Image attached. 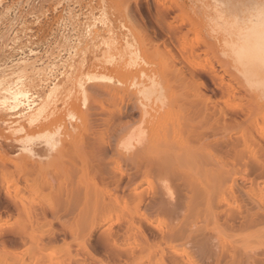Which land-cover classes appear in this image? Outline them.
Returning <instances> with one entry per match:
<instances>
[{
  "label": "rangeland",
  "instance_id": "rangeland-1",
  "mask_svg": "<svg viewBox=\"0 0 264 264\" xmlns=\"http://www.w3.org/2000/svg\"><path fill=\"white\" fill-rule=\"evenodd\" d=\"M94 1L0 0V80L25 95L0 107V264H132L129 246L141 264H264V92L236 62L264 32V0H195L176 36L155 0ZM71 134H110L113 160L65 148Z\"/></svg>",
  "mask_w": 264,
  "mask_h": 264
},
{
  "label": "bare ground",
  "instance_id": "bare-ground-1",
  "mask_svg": "<svg viewBox=\"0 0 264 264\" xmlns=\"http://www.w3.org/2000/svg\"><path fill=\"white\" fill-rule=\"evenodd\" d=\"M92 1L93 2H95L94 0H86V2H87V4L88 5H90L91 3H92ZM108 1H110V0H108ZM194 1L195 0H185L184 2H183V7L177 2V0H169V2L168 3H170L169 5L170 6H166V4H164L165 2H163V3H160L158 0H155V1H153L154 3H155V6L157 7L156 9H157V13H158V15H159V17L161 18V20H163V21H160V19L158 20L159 21V23L157 22V24H158V26L157 27H159L160 29L159 30H161V32L163 33L164 32V34L166 35H169V36H176V34L178 35V32H180V29H181V27L183 26V23H178V21H177V24L175 23V21L180 17L182 20L183 19H185L186 21H187V23L190 25V26H192V21H193V18H192V13H193V4H194ZM99 2H100V0H97V5L98 6H101V4H99ZM60 3V2H59ZM85 4V3H84ZM115 4V3H114ZM113 4V5H114ZM251 3H249L248 5H250ZM264 4V3H263ZM59 5V4H58ZM168 5V4H167ZM110 6H112V5H110ZM115 6V5H114ZM117 6V5H116ZM115 6V7H116ZM88 7V6H87ZM105 7V6H104ZM110 8V7H109ZM112 8V7H111ZM123 7H121L120 6V8L118 7V9H120V11L121 10H124V9H122ZM88 9H89V7H88ZM102 9V8H101ZM242 8H241V5H238V6H233L232 7V10L233 11H240ZM95 10V9H94ZM175 10H178V11H180V12H182V14L180 13V14H178L177 16L176 15H174L175 17H173L172 19H171V22L170 21H168V20H166L168 17L167 16H171V14L173 13V11H175ZM91 11V10H90ZM102 11V10H101ZM100 11V12H101ZM108 11V10H107ZM115 11V10H114ZM118 10H116V12H117ZM125 11V10H124ZM123 11H121L120 13H122ZM92 14H91V18L94 16L93 15V12H91ZM110 13V12H109ZM112 13V12H111ZM87 14V13H86ZM116 14V13H115ZM105 14H104V12H102L100 15H99V17L101 18V19H103ZM119 15V14H118ZM121 15V14H120ZM124 15V14H123ZM102 16V17H101ZM98 19L97 21H99V20H101V19ZM164 18H166L165 20H164ZM179 18V19H180ZM97 19V18H96ZM96 19H94V20H96ZM105 21H106V19H104ZM104 20H102V21H104ZM111 21V20H110ZM109 21V22H110ZM181 21V20H180ZM100 22V21H99ZM106 23V22H105ZM111 23V22H110ZM116 23V22H115ZM112 24H113V22H112ZM106 26L104 27L103 25L101 26L100 25V23L99 24H97V26L94 28V30L92 31V36L93 37H97V38H100L98 41H96V46H94L95 47V49H96V51L98 52H100L101 54H103L105 51H108V50H110L111 48H110V46H112L111 44H110V46H108L109 44L108 43H111V41L110 42H108L107 43V39L108 38H110L112 35H114V32L116 31L115 29H114V27H112V25L110 26V24H105ZM114 26H115V24H113ZM117 25V24H116ZM120 27V26H119ZM122 27V26H121ZM120 29V28H119ZM123 29V28H122ZM121 30V29H120ZM124 30V29H123ZM89 31V30H88ZM125 31V30H124ZM90 33H88L89 35H91V30L89 31ZM117 32V31H116ZM115 32V33H116ZM158 33V32H157ZM160 35V34H159ZM259 35V34H258ZM168 36V37H169ZM112 39V38H111ZM149 40V39H148ZM257 40V41H256ZM109 41V40H108ZM115 42H116V40H114ZM119 41V40H118ZM97 42H98V44H97ZM114 43V42H113ZM120 43V42H119ZM119 43H115V45H117V46H119ZM245 43H248V41H246ZM126 44H127V42H126ZM153 44V43H152ZM165 44V43H164ZM186 44V43H185ZM254 45H253V47H254V51H252L251 53H248L247 54V56H243V57H238L237 59V64H239V65H241V69H245V70H249V71H251V72H257V73H259L260 74V79H263V80H260L259 79V81H260V85H258L259 87L258 88H260L263 92H264V32L262 33V34H260L258 37H257V39H256V35H255V37H254V43H253ZM115 45H114V47H115ZM182 45V44H181ZM116 46V47H117ZM120 47V46H119ZM125 47V46H124ZM187 47V46H186ZM191 47H193V46H191ZM190 47V48H191ZM122 48V47H121ZM188 48V47H187ZM195 47H193V49H194ZM116 48H114V50H115ZM186 49V48H185ZM192 49V51H194ZM118 50V49H117ZM187 50V49H186ZM181 56V55H180ZM196 56L198 57V55L196 54ZM183 58V57H182ZM184 60V59H183ZM185 60H187V59H185ZM245 62V63H244ZM204 68H205V66H204ZM212 68V67H211ZM238 69V68H237ZM239 69H240V67H239ZM208 70H209V68H208ZM210 72L212 71L211 69L209 70ZM208 71V72H209ZM192 73H194V72H192ZM210 74H212V72L210 73ZM193 75V74H192ZM208 75H209V73H208ZM210 76V75H209ZM209 78V77H208ZM190 80V79H189ZM190 82V81H189ZM259 84V83H258ZM5 85H8V87H4ZM198 85V84H197ZM201 86L203 85L202 83L200 84ZM16 87V83L14 84V83H12V84H10L9 83V81L8 80H6V79H2V80H0V107H2V106H5V105H7L6 107H8L9 109L11 108V109H14V108H19L18 107V104H19V102H20V98H23L25 95L22 93V92H20V93H16L15 92V90H14V88ZM199 87V86H198ZM204 87V86H203ZM198 89H200V88H198ZM206 95V94H205ZM202 96V95H201ZM200 96V97H201ZM207 96V95H206ZM206 96H203V98L201 99V101L198 103V104H194V105H192L193 107L195 106V110L196 111H198V110H200V115H201V117L203 118V121H202V119H201V121H200V123H204V125H206L205 123H207L208 122V120L211 118V117H209L211 114L209 113V110H208V107H207V103H208V97H206ZM191 104V103H190ZM25 105V104H24ZM186 106V105H185ZM184 106V107H185ZM5 107V108H6ZM137 107V106H136ZM143 107V106H142ZM142 107H141V109H142ZM181 107V106H180ZM184 107H182V108H184ZM126 108H128V107H126ZM187 109V108H186ZM124 110V109H123ZM139 110V109H138ZM128 111V110H127ZM210 114V115H209ZM199 115V116H200ZM27 116V115H26ZM217 116H219V115H217ZM188 117V119L190 120V118H189V116H187ZM201 117H199V118H201ZM26 118V117H25ZM30 118V117H29ZM197 118V117H196ZM198 118V119H199ZM217 118V117H216ZM27 119V118H26ZM25 119V120H26ZM192 119V118H191ZM33 119H31L30 120V122L32 121ZM215 120V119H214ZM217 120V119H216ZM28 121V120H27ZM188 121V120H187ZM199 123V124H200ZM29 124V123H28ZM206 126H208V123H207V125ZM202 128H203V125H202ZM207 128V127H206ZM263 129V128H262ZM206 131V130H205ZM203 132H204V130H203ZM203 135V134H202ZM70 139H71V137H72V139L70 140L69 138H68V142H66V143H64L65 145H63L65 148H69V149H71V150H76V151H78V153L80 152H82L81 153V155L82 154H86L87 152H90V151H93V150H97V152L101 155V156H104V157H106L105 158V162L108 164L109 162H111L113 159H112V155H111V153H112V150H113V148H112V145H111V142H110V138H111V135L110 134H108V136H107V138L105 139V140H103V139H101V137H99V135L97 136V137H99V142H98V144L96 145V144H94V143H88V144H86V145H84V143L80 140V141H78V142H76L77 140H75V141H73L74 140V138L75 137H73L72 136V134H71V137H70V135L68 136ZM202 138V137H201ZM76 139V138H75ZM207 139V138H206ZM202 140H203V138H202ZM43 146V145H42ZM73 147V148H72ZM29 149H31V148H29ZM163 149H165V148H162L161 150L162 151H166V150H163ZM159 151V152H162V151ZM169 150H167L166 151V153L164 154V152L163 153H160V154H163L164 156L165 155H167V152H168ZM78 153H76V154H78ZM79 153V154H80ZM97 153V154H98ZM38 154V153H37ZM73 154V153H72ZM72 154H70L71 155V157H72ZM75 154V156H78V155H76ZM89 155H90V153H88ZM87 154V155H88ZM154 154H156V156H158L157 155V153L155 152ZM80 155V156H81ZM152 155H153V153H152ZM152 155H151V157H152ZM163 155H161L163 158H161V157H159V158H161V161H163L162 159H168L166 156H165V158H164V156ZM98 156V155H97ZM100 156V157H101ZM168 156V155H167ZM37 157V156H36ZM82 157V156H81ZM84 157V156H83ZM155 157V156H154ZM155 158H157V157H155ZM158 158V159H159ZM78 160H79V158H77ZM152 159V158H151ZM165 159V160H166ZM164 160V162H166ZM168 160H170V159H168ZM158 161V160H157ZM150 165H151V163H150ZM148 169H149V167H147ZM139 169V168H138ZM138 169H136L137 171H139ZM7 171H9V170H7ZM5 173V172H4ZM130 174V173H129ZM126 175V176H121L120 177V175H118L117 177V182L118 183H122L121 184V186L120 187H125V188H127L128 187V185H129V180H130V178H131V175ZM130 176V177H129ZM116 177V176H115ZM115 177H114V179H113V177L111 178V179H109V180H111V181H115ZM129 177V178H128ZM109 184V183H108ZM113 184V183H112ZM112 184H110V185H112ZM123 187H122V189H123ZM160 187V186H159ZM257 187V186H256ZM261 187V186H260ZM161 188V187H160ZM258 188V187H257ZM121 189V190H122ZM120 190V191H121ZM153 190H155V192H156V190L157 189H153ZM161 190V189H160ZM258 190V189H257ZM37 192H38V190H37ZM154 192V193H155ZM13 193H17V192H13ZM38 195V194H37ZM37 195H35V196H37ZM151 196H152V194H151ZM157 196V195H156ZM156 196H155V199H156ZM33 198V197H32ZM152 198V197H151ZM20 199V198H19ZM19 199H14V201H16L17 202V204H18V202H20L19 201ZM11 200V199H10ZM21 200V199H20ZM32 200V199H31ZM153 200H154V198H153ZM152 200V201H153ZM13 201V202H14ZM254 201V200H253ZM29 204H31L32 205V203H33V201H30V199H29ZM255 202V201H254ZM20 203H22V202H20ZM256 215L255 214H253V215H255L256 216V222H258V219H262V220H259V222L258 223H256V224H260V221L263 223L264 222V193H262V191L259 189L257 192H256ZM34 204V203H33ZM245 213H248V212H245ZM252 213V212H251ZM254 213V212H253ZM250 214V213H249ZM230 215V214H229ZM244 215V214H243ZM240 216H241V214H240ZM232 217H233V215H232ZM234 217H235V215H234ZM233 217V218H234ZM236 217H238V214H237V216ZM249 217V216H248ZM243 218L245 219L246 217L245 216H243ZM237 219V218H236ZM241 220H242V217L240 218ZM243 219V220H244ZM252 219V218H251ZM248 220H250V217H249V219ZM233 221V220H232ZM252 222H254V221H252ZM239 223V222H238ZM263 225V224H262ZM126 243H128V242H126ZM130 247V246H129ZM125 248L124 250H122V252H120L123 256L125 255H127V257H126V259L127 258H133L134 257V255H135V260L134 259H131L132 261V264H141V262L143 261L144 262V260L146 259V256L145 255H147L143 250H141V251H138V253L137 254H134L137 250H134V249H132L131 247L130 248ZM120 251V250H119ZM143 253V255H142V253ZM171 252V251H170ZM119 253V254H120ZM139 253L142 255H139ZM145 253V254H144ZM171 254H173V253H171ZM115 255H117V256H119L118 254H115ZM147 256H149V253H148V255ZM129 258V259H130ZM143 258H144V260H143ZM124 259V258H123Z\"/></svg>",
  "mask_w": 264,
  "mask_h": 264
}]
</instances>
